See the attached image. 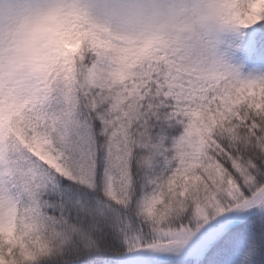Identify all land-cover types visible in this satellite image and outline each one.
<instances>
[{
    "label": "snow or ice",
    "instance_id": "snow-or-ice-1",
    "mask_svg": "<svg viewBox=\"0 0 264 264\" xmlns=\"http://www.w3.org/2000/svg\"><path fill=\"white\" fill-rule=\"evenodd\" d=\"M142 15L38 0L23 37L0 33V264H264V96L247 94L264 83V20L186 28L131 94L79 83L91 54L75 80L55 67L66 18L101 35ZM197 15L167 13L178 28Z\"/></svg>",
    "mask_w": 264,
    "mask_h": 264
},
{
    "label": "clouds",
    "instance_id": "clouds-1",
    "mask_svg": "<svg viewBox=\"0 0 264 264\" xmlns=\"http://www.w3.org/2000/svg\"><path fill=\"white\" fill-rule=\"evenodd\" d=\"M143 9L138 20L112 26L101 35H93L66 18L55 37L52 57L55 67L63 74L76 79L79 65L85 55L91 54L96 63L87 73L80 74L83 86L100 89L101 92L120 95L128 85L142 78L146 66L164 60L177 39L193 31L226 34L246 30L264 20V0H127ZM38 0H0V33L23 37L37 15ZM174 8L195 9L198 15L189 25L178 28L171 23L167 13ZM230 13V14H229ZM150 41L148 47L145 43ZM186 74L195 73V79L211 77L206 69H182ZM257 98L264 96V83L253 93ZM37 153L40 146L33 144ZM46 158V154H45ZM47 245L50 241L43 238Z\"/></svg>",
    "mask_w": 264,
    "mask_h": 264
}]
</instances>
